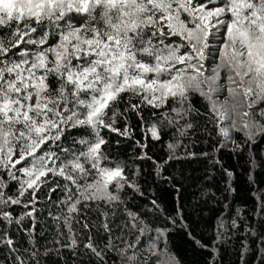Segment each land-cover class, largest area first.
<instances>
[{
  "label": "snow or ice",
  "instance_id": "1",
  "mask_svg": "<svg viewBox=\"0 0 264 264\" xmlns=\"http://www.w3.org/2000/svg\"><path fill=\"white\" fill-rule=\"evenodd\" d=\"M262 150L264 0H0V264H264Z\"/></svg>",
  "mask_w": 264,
  "mask_h": 264
},
{
  "label": "trees",
  "instance_id": "2",
  "mask_svg": "<svg viewBox=\"0 0 264 264\" xmlns=\"http://www.w3.org/2000/svg\"><path fill=\"white\" fill-rule=\"evenodd\" d=\"M259 147V146H258ZM163 155V153H161ZM224 163L236 171V181H235V200L236 206L247 205L251 208L254 204V200L251 195L253 188H264V171H261L260 163L264 160V150L259 151L255 162L251 164H246L243 157L232 158L230 155H223ZM187 172L191 173V178L185 181L183 188V202L187 206L189 212L192 211L193 197L199 195V191L196 187L197 180L200 176V166L196 163L185 166ZM251 173L252 182H250L247 177ZM258 181L259 183H255ZM157 194L161 197V200L166 205V207L171 210L178 202L174 198V193L168 185H162L157 188ZM217 194L219 195V190L217 189ZM211 206V205H210ZM207 211V209H205ZM220 211L219 207H216L211 216L214 217ZM193 220L197 217L193 216ZM208 223H211V217L206 218ZM202 229L197 230V235L200 234ZM169 248L176 255L180 264H208V252L202 251L194 246L193 242L180 231H173L169 240ZM66 255H70L65 253ZM223 259L225 264H233L236 257L228 252L224 251ZM250 264H258V260H251Z\"/></svg>",
  "mask_w": 264,
  "mask_h": 264
}]
</instances>
